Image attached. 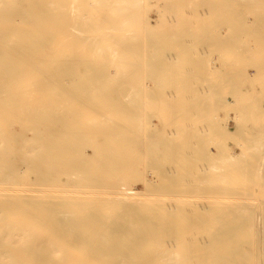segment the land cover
<instances>
[{
	"label": "rangeland",
	"instance_id": "rangeland-1",
	"mask_svg": "<svg viewBox=\"0 0 264 264\" xmlns=\"http://www.w3.org/2000/svg\"><path fill=\"white\" fill-rule=\"evenodd\" d=\"M209 1L213 6L216 3L215 14L203 24L196 17V11L204 8L203 0H194L192 27L185 23L186 0H145L140 7L128 6L127 13L115 17L110 13V0L96 4L95 9L102 11L95 17L99 25L113 22L121 26L127 19L136 30L122 28L104 38L116 43L113 48L117 55L101 56L103 74L94 77L91 68L77 67L72 79L63 82L65 94L55 97L57 118L67 121L55 134L59 140L64 134L73 138L72 149L67 152L78 163L74 175L90 178L94 173L105 178L108 173L116 177L118 173L124 176L123 184L130 188L132 199L129 208H114L109 203L114 196L101 187L105 183L97 187V182L86 183L84 177L76 176L56 181V171L52 172L54 180L41 186L45 191L39 194L66 196L73 207L93 209L106 213V217L113 215L107 211L118 209V228H113L115 223L108 224L112 230L99 231L97 239L126 244L120 255L124 264H172L170 256L177 262L173 264H212L216 258L218 204L227 195L234 210L243 216L246 238L241 248L246 264H264V62L252 64L255 59L261 61L263 55L257 49L264 47V0L258 15L250 12L251 4L246 5V1ZM73 2L69 4L75 7L77 1ZM119 3L122 9L126 7ZM48 40L46 37L43 44L46 54H57L58 59L67 55L52 49ZM57 40H61L60 28ZM202 50L208 52L201 60ZM191 67L193 116H198L197 93L202 113L199 119L193 117V124H198L193 130L186 128L185 106V77ZM50 91L44 89L40 94ZM39 131L44 140L51 138L46 127L40 126ZM14 141L12 145L17 146ZM18 142L22 144L20 138ZM45 156L52 162L51 151ZM172 169L176 170L173 175ZM220 171L229 173V180H220ZM192 172H198L201 179L191 178ZM171 177L178 188L191 187L188 194L184 192L187 196H180L181 188L169 184ZM227 186L230 191H226ZM179 199L186 200L187 205L173 209L172 216L191 221L180 228L171 227L165 220L170 206ZM73 207L68 209L75 211ZM77 231L82 232L75 229L72 233Z\"/></svg>",
	"mask_w": 264,
	"mask_h": 264
},
{
	"label": "bare ground",
	"instance_id": "bare-ground-1",
	"mask_svg": "<svg viewBox=\"0 0 264 264\" xmlns=\"http://www.w3.org/2000/svg\"><path fill=\"white\" fill-rule=\"evenodd\" d=\"M72 1H77L73 4L75 7L70 6ZM110 1L109 5L113 6L110 13L115 17L123 11L127 13L128 6H134L135 9L136 6L140 7L145 0ZM115 1L118 3L113 5ZM237 1H246L244 3L246 5L249 3V6L251 4V10L250 8L249 10L254 15L261 14L263 10L262 0ZM119 2L125 3L126 7L122 9ZM98 3H107V0H86L85 2L82 0H0V264H124L120 255L126 244L123 245L118 241L108 244L97 239L99 231L112 230L107 227L108 224L110 226L111 223H115L116 226L113 228H118L120 221L118 209L114 212L107 211V213H113L112 217H106V213L93 209L84 210L83 207L74 206L76 210L73 211L68 209L73 207L68 197L39 194L43 190L41 186L54 180L52 172L56 171L59 177L56 181H65L70 176H76L79 179L84 177L82 179L86 183L88 180L97 182L95 183L97 187L101 186L100 182L105 183L101 187H106L107 190H103L114 196V200L109 202L114 205V208L125 205L129 208L127 205L132 199L130 188L123 184L124 176H118V173L117 177L115 174L108 173L105 178H100L94 173L90 178L80 173L78 176L74 175V170L78 169V163L74 162L75 157L69 156L67 152L72 149L73 138L71 135L64 134L59 140L55 134L67 124L64 117L58 119V114L55 113L56 95L65 94L64 80L72 79L73 70L77 67L91 68L94 77L102 75L104 66L99 65L102 57L108 54L114 58L117 55V50L113 48L116 43H109L103 39L118 34L122 28L126 31L136 30L135 25L134 29L131 28L127 19L121 26L112 24L113 22H108L104 26L99 25L95 19L97 15L102 14V11L95 9ZM213 4L209 0L208 2L203 0L204 8L202 11H196V17L201 23L208 22L210 16H214L216 3L214 6ZM186 5L185 23L192 27L191 17L195 16L194 0H186ZM65 7L68 8L67 11ZM73 7L76 8V12H74L75 9L72 10ZM136 13L140 14V10ZM59 28L61 29L60 42L57 40ZM46 37L50 38L48 41L51 42L52 49L67 55L58 59L57 54H46L43 49ZM99 38H102L103 43H100ZM259 48L254 49L261 50L264 55L262 50L264 47ZM256 51H253L254 55ZM207 52L201 51V60L205 58ZM260 54L258 52L256 57H260ZM58 61H61L59 67ZM254 61L257 62L258 59ZM204 63L206 65V60ZM191 69L192 67L185 77L187 110V124H185L187 129L190 128L189 130H193L194 124H197V122L193 124V121L196 117L198 118L201 110L200 94L197 93L196 114L198 116H193L195 114L193 113L194 71ZM44 89L51 91L40 94ZM40 126L50 130V139L44 140L41 137ZM85 134H88V131ZM172 134H174L173 131ZM18 138L22 141L21 145ZM13 140L17 146L12 145ZM46 151L53 153L52 162L47 160ZM170 173L173 175L176 170L172 169ZM190 177L194 180L201 179L198 172H192ZM229 177V173L220 171V180L225 181L226 178L229 180ZM168 182L178 190L181 188L179 194L181 191L180 196L183 197L191 188L187 187V189L185 186L178 188L174 177H171ZM197 187L198 185L194 187V190H197L195 189ZM217 189L221 191L220 188ZM225 189L230 191L231 187L227 186ZM191 190L193 192V189ZM222 197L225 198L219 202V211L216 216V258L212 264H246V255L241 248L246 238L245 228L242 226L243 216L239 211L234 210L230 200L226 199L228 195ZM185 201H176L170 206L169 218L165 221L169 222L171 227L177 225L179 226L177 228H180L191 221L175 219L172 216L176 208L187 205ZM125 209L123 210L126 215L129 214ZM129 210L132 211V209ZM177 228L174 226V229ZM75 229H81L82 232L72 233ZM170 262L177 263L173 261L172 256H170Z\"/></svg>",
	"mask_w": 264,
	"mask_h": 264
},
{
	"label": "crops",
	"instance_id": "crops-1",
	"mask_svg": "<svg viewBox=\"0 0 264 264\" xmlns=\"http://www.w3.org/2000/svg\"><path fill=\"white\" fill-rule=\"evenodd\" d=\"M262 59L264 60V55H262V57H261V61H259V62H257V63H253V62H252V64H253V65H258V64L264 62V61H262ZM199 113H200V112H199ZM199 117H200V116H198V119H199ZM198 121H199V120H198Z\"/></svg>",
	"mask_w": 264,
	"mask_h": 264
}]
</instances>
